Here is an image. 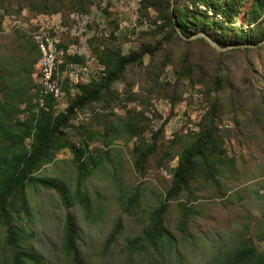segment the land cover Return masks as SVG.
Instances as JSON below:
<instances>
[{
	"label": "rangeland",
	"instance_id": "rangeland-1",
	"mask_svg": "<svg viewBox=\"0 0 264 264\" xmlns=\"http://www.w3.org/2000/svg\"><path fill=\"white\" fill-rule=\"evenodd\" d=\"M139 2L140 0H99L98 5L92 3L79 14L64 9L48 13L53 15L56 25L62 27V49L78 53L85 60L82 64L85 68L76 79L74 75L68 76L71 82H85L91 76L99 75L101 65L97 63L92 48L95 35L104 38L116 27L114 33L118 37L117 43L124 52L136 49L143 41L154 44V41L163 40L165 30L158 27L161 19L157 12L150 7L146 12L140 11ZM252 3L253 0H241L235 16L236 24L242 23L247 28L255 27L246 20ZM23 9L28 11L22 8L19 12ZM261 18L262 16L259 20ZM199 37L201 35L190 38L191 43L162 41L161 45L165 49H156L161 52L155 54L153 63L150 62V54L145 52L143 66H132L126 72L128 79L134 80L132 90L141 89L146 66L153 67L158 63L163 52L170 51L176 57L178 53L188 51L189 59L194 65L205 62L207 58H216L217 53L210 47L220 49L207 40V44L197 41ZM23 38L31 40L24 30H7L0 23V79L16 86L25 79L26 69L34 58L32 53L20 45ZM231 47L233 46L225 49ZM34 64L33 62V67ZM79 65L81 64H73V69L76 70ZM226 65L235 78L250 75L256 86L264 90V39L259 42V47L227 54L222 61V66L227 68ZM34 72L35 69L31 72L33 80ZM159 79L171 84L174 82L175 73L171 64L164 67ZM123 85L117 83L116 87L121 90ZM202 87V84H189L186 78L182 79L181 97L172 107L167 96L151 94V105L148 106L150 110H144V114L149 117V127L156 129L164 118L167 119L156 139L160 149L149 156L146 172L142 177L132 164L130 149L133 139L127 142L117 139L106 146V155L99 152V165L81 182L77 179L72 153L68 148L57 151L49 162L43 164L38 170L39 175L64 183L69 195H73L76 190L87 193L89 210L81 208L77 202L67 208L77 229L75 242L81 260L72 261L62 248L66 208L58 192L53 188L27 184L24 187L27 209L17 205L16 210L9 212L17 227L15 241L22 251L29 254L28 257L20 254L23 262L218 264L227 251L237 246L243 237L249 238L258 251L264 252V129L248 120L236 123L230 113L221 117L218 126L224 133L223 147L226 155L233 158L231 164L226 163L222 174L214 179L197 177L190 182L188 191L168 200L163 224L168 230L169 238H162L155 243L140 239L143 228L149 222V212L163 199L177 164L176 155L162 160V151L166 150L174 135H185L188 131L197 129L196 123L206 108ZM63 99L66 103L64 93ZM127 106L136 110L142 108L141 104L134 101H127ZM113 110L124 114V108L119 105H114ZM152 112L156 115L150 116ZM248 112L246 109V115ZM24 115L25 113H19L16 117L22 119ZM88 115L89 111L84 110L79 112L78 118L85 119ZM237 118L240 119V115ZM72 122L77 123V118ZM144 134L148 137L150 132L145 131ZM97 144L96 137H93L89 146ZM177 149L178 144L173 146L171 153H175ZM163 169L167 171L166 175L162 172ZM136 188L138 193L134 200L132 196ZM183 202L184 206L181 204ZM184 214H187L186 232L179 226V219ZM113 230L115 232L109 238ZM5 235L6 229L0 224V264H12V248L6 242ZM136 237L138 239L133 240Z\"/></svg>",
	"mask_w": 264,
	"mask_h": 264
},
{
	"label": "trees",
	"instance_id": "trees-1",
	"mask_svg": "<svg viewBox=\"0 0 264 264\" xmlns=\"http://www.w3.org/2000/svg\"><path fill=\"white\" fill-rule=\"evenodd\" d=\"M97 1L99 0H0V9L6 14H16L22 8H26L30 14L56 13L63 9L79 14L92 3L98 5ZM240 2L241 0H140V11L146 12L150 7L161 19L158 27L165 30L162 41L191 43V40L183 39L177 34L176 24L186 37L202 31L219 46L233 47L215 50L209 46L217 53L216 58H207L205 62L196 65L189 59L188 51L178 53L176 57L170 51L163 52L158 63L153 67L146 66L141 89L133 91L134 80L130 81L126 72L132 66H143L145 52L150 54V62L153 63L155 54L165 47H162L161 40L154 41V44L143 41L136 49L124 52L117 43L115 27L104 38L93 36V54L101 65L98 76H91L85 82H71L67 75L60 77V87L67 100L63 111L54 110L51 94L45 95L44 106L37 105V85L31 72L39 52L30 39H22L20 45L34 55L26 69L25 79L17 86L0 79V224L5 227V240L12 248V264H25L20 254L29 256L15 241L17 227L9 213L10 210H16L17 205L27 209L24 195L27 184L53 188L58 192L66 208L61 245L72 261L80 262L75 242L77 229L67 208L77 202L81 208L89 210L87 193L76 190L73 195H69L64 183L39 175L38 170L57 151L68 148L72 153L77 179L81 182L99 165V152L106 155V146L117 139H124L126 142L133 139L130 149L132 164L142 177L146 172L149 156L160 149L156 139L167 119L164 118L156 129L149 127V117L144 114V110H150L148 106L151 105V94L167 96L172 107L181 97L182 79L186 78L189 84L203 85L202 98L206 101V108L196 123L197 129L190 130L185 135H174L166 150L162 151V160L176 155L177 164L163 199L150 210L149 222L142 230L140 239L152 243L170 237L163 224L168 200L188 191L190 182L199 176L204 180L214 179L222 174L226 163L231 164L233 161L232 157H227L223 147L224 133L218 126L221 117L230 113L236 123L248 120L264 129V90L256 86L250 75L235 78L227 65V68L222 66L227 54L259 47V42L264 39V0H253L247 11L246 20L253 23V28L244 27L242 23L236 24L235 16ZM261 16L263 21L259 20ZM196 40L207 44L202 36ZM60 46H63L62 43ZM157 48L162 50L157 52ZM84 62V57L78 53H65L56 69L58 76L69 64ZM167 64L173 66L175 73L172 84L159 79ZM117 83L124 84L121 90L117 89ZM127 101L139 103L142 108L136 110L129 107ZM114 105L123 107L124 114L115 112ZM246 109L249 110L247 115ZM84 110L89 111L88 117L78 118L79 112ZM19 113H25L22 119L16 117ZM155 115L153 112L150 114ZM239 115L242 121L237 118ZM75 118L77 123L72 122ZM145 131L150 132L148 137L145 136ZM93 137H96L98 144L89 146ZM177 144L178 149L172 154L171 150ZM137 193L136 188L132 196L134 200L137 199ZM181 204L184 206V202ZM186 219L187 214L181 215L179 219L180 229L184 232ZM114 232L115 230L110 232L109 238ZM218 264H264V252L258 251L249 238L243 237L237 246L227 251Z\"/></svg>",
	"mask_w": 264,
	"mask_h": 264
},
{
	"label": "built area",
	"instance_id": "built-area-1",
	"mask_svg": "<svg viewBox=\"0 0 264 264\" xmlns=\"http://www.w3.org/2000/svg\"><path fill=\"white\" fill-rule=\"evenodd\" d=\"M2 12L0 9L2 28L7 30H24L30 36L31 41L37 46L39 56L34 64V82L37 85L35 100L37 105L44 106L45 95L51 94L54 99V110L56 112L63 111L67 102L64 103L63 91L60 87V77L74 75L76 79L80 71L85 68V65L81 64L74 70L73 68L75 66L69 64L68 68L58 76L56 71L57 66L61 63L63 55L69 53V51H65L60 46L62 27L56 25L52 14H30L25 9L17 14H6ZM70 15L73 14L71 13ZM162 172L165 175L167 174L165 169Z\"/></svg>",
	"mask_w": 264,
	"mask_h": 264
},
{
	"label": "water",
	"instance_id": "water-1",
	"mask_svg": "<svg viewBox=\"0 0 264 264\" xmlns=\"http://www.w3.org/2000/svg\"><path fill=\"white\" fill-rule=\"evenodd\" d=\"M175 26V29H176V31H177V34L180 36V37H183V38H186V39H190V38H192V37H194V36H196V35H201L205 40H207L211 45H213L214 47H216V48H218V49H220V50H223V49H225L226 47H229L230 45H228V46H219L214 40H212L207 34H205L204 32H202V31H199V32H197V33H200V34H197V33H195V34H192V35H189V36H184L183 34H182V32L180 31V29H179V27L175 24L174 25Z\"/></svg>",
	"mask_w": 264,
	"mask_h": 264
}]
</instances>
